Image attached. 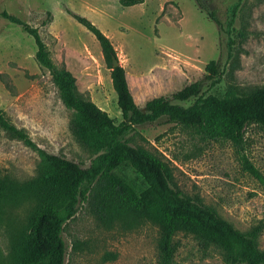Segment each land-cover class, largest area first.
Returning a JSON list of instances; mask_svg holds the SVG:
<instances>
[{
    "label": "rangeland",
    "instance_id": "rangeland-1",
    "mask_svg": "<svg viewBox=\"0 0 264 264\" xmlns=\"http://www.w3.org/2000/svg\"><path fill=\"white\" fill-rule=\"evenodd\" d=\"M200 6L214 10L223 22L235 12L234 31L219 34ZM65 8L88 18L110 38L141 108L160 95L188 106L195 97L183 101L172 94L195 81L204 95H220L228 86L247 91L264 85V0H147L132 6L119 0H0V12L38 27L53 62L70 70L79 93L117 122L122 116L100 45ZM239 30L247 34L241 37ZM35 51L33 37L0 16V109L39 147L88 167L91 154L70 130L73 111L61 101ZM210 60L217 61L220 73L213 82L207 78ZM127 137L167 160L176 186L215 208L234 227L244 231L262 223L258 243L264 249V182L243 169L230 141L203 139L165 118L137 126ZM244 140L246 156L264 175V130L250 124ZM38 161L36 151L0 128L1 175L28 179ZM127 173L122 180L141 198L144 185L131 170ZM98 185L63 225L65 264H162L159 206L136 210L121 199L101 200ZM8 256L7 225L0 222V264ZM168 264L246 263L197 227L182 226L172 237Z\"/></svg>",
    "mask_w": 264,
    "mask_h": 264
},
{
    "label": "trees",
    "instance_id": "trees-1",
    "mask_svg": "<svg viewBox=\"0 0 264 264\" xmlns=\"http://www.w3.org/2000/svg\"><path fill=\"white\" fill-rule=\"evenodd\" d=\"M119 1L123 6H132L145 0ZM200 9L214 22L219 34L234 31L235 12L223 22L214 10L205 6ZM65 11L98 41L110 68L122 120L117 122L79 93L76 77L66 67H58L53 62L37 26L6 10L0 12L1 17L19 25L33 37L36 61L50 74L65 107L73 111L70 130L91 154L89 166L83 167L65 156L49 153L0 109V128L6 136L22 141L39 155L36 173L28 179L18 180L0 174V222L6 223L9 238L6 264H65L67 245L62 236L63 225L75 216L96 183H99L96 196L101 200L121 199L136 210L159 206L163 229L159 241L162 264L170 262L172 237L182 226L197 227L203 234L214 237L246 264H264V249L258 243L262 223L244 231L234 227L215 208L179 189L173 182L172 168L167 160L143 146L131 144L127 137L137 126L165 118L203 139L230 141L240 155L243 169L264 182V175L244 152L246 127L256 124L264 130V85L247 91L228 86L220 95H204L199 93L200 83L195 81L172 94L173 99L183 101L195 97L192 104L173 103L160 95L147 99L141 108L133 98L123 66L112 65V56L117 58V54L110 38L85 16L70 8ZM236 34L243 37L247 33L239 30ZM206 70L212 82L220 78L216 60H210ZM129 170L144 185L141 198L121 178L127 176Z\"/></svg>",
    "mask_w": 264,
    "mask_h": 264
},
{
    "label": "water",
    "instance_id": "water-1",
    "mask_svg": "<svg viewBox=\"0 0 264 264\" xmlns=\"http://www.w3.org/2000/svg\"><path fill=\"white\" fill-rule=\"evenodd\" d=\"M112 65H113V67L119 65L118 59L116 58V56H112Z\"/></svg>",
    "mask_w": 264,
    "mask_h": 264
},
{
    "label": "crops",
    "instance_id": "crops-1",
    "mask_svg": "<svg viewBox=\"0 0 264 264\" xmlns=\"http://www.w3.org/2000/svg\"><path fill=\"white\" fill-rule=\"evenodd\" d=\"M145 1H147V0H145ZM145 1H144V2H145Z\"/></svg>",
    "mask_w": 264,
    "mask_h": 264
}]
</instances>
